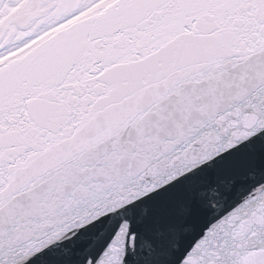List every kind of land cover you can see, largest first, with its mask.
Returning <instances> with one entry per match:
<instances>
[{
    "label": "snow or ice",
    "instance_id": "6c2138e0",
    "mask_svg": "<svg viewBox=\"0 0 264 264\" xmlns=\"http://www.w3.org/2000/svg\"><path fill=\"white\" fill-rule=\"evenodd\" d=\"M0 264H264V0H0Z\"/></svg>",
    "mask_w": 264,
    "mask_h": 264
}]
</instances>
